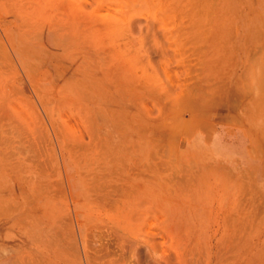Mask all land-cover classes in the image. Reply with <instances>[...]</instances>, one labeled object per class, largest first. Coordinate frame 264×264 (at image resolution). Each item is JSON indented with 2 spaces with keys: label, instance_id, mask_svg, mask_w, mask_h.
Returning a JSON list of instances; mask_svg holds the SVG:
<instances>
[{
  "label": "rangeland",
  "instance_id": "1",
  "mask_svg": "<svg viewBox=\"0 0 264 264\" xmlns=\"http://www.w3.org/2000/svg\"><path fill=\"white\" fill-rule=\"evenodd\" d=\"M198 84L242 102L193 121ZM0 228L17 264H264V0H0Z\"/></svg>",
  "mask_w": 264,
  "mask_h": 264
},
{
  "label": "bare ground",
  "instance_id": "2",
  "mask_svg": "<svg viewBox=\"0 0 264 264\" xmlns=\"http://www.w3.org/2000/svg\"><path fill=\"white\" fill-rule=\"evenodd\" d=\"M245 4H246V2H245ZM201 85H199V84L197 86L194 85L192 88L195 90V92L192 89L194 94L188 95L189 97L178 98L175 100V102L179 103V105H182V104H183V106L185 105L184 108L188 113H190V117L193 121H196L198 123H205L206 119H208L209 116H213L214 118H216L218 116L220 120L225 121L227 114L231 111V109H233L232 108L233 103L236 104L239 101L242 102V97H243L242 95L243 94L236 93L237 92L236 89L230 90L228 88H225L224 91L221 90L223 92V95L219 96V98L208 99L209 97L207 96L208 98H206V96L204 95L205 91L201 89ZM233 85H234V83H233ZM235 87H236V85H235ZM187 89H189V88H187ZM190 89H191V86H190ZM209 89H210V87H209ZM206 93H208V92H206ZM215 129L218 130L217 127H215Z\"/></svg>",
  "mask_w": 264,
  "mask_h": 264
},
{
  "label": "crops",
  "instance_id": "3",
  "mask_svg": "<svg viewBox=\"0 0 264 264\" xmlns=\"http://www.w3.org/2000/svg\"><path fill=\"white\" fill-rule=\"evenodd\" d=\"M6 232L0 228V264H17V252L22 251V248L11 247L6 244Z\"/></svg>",
  "mask_w": 264,
  "mask_h": 264
}]
</instances>
